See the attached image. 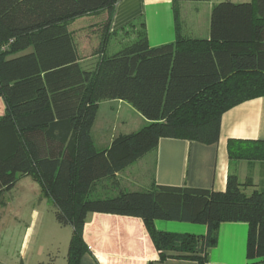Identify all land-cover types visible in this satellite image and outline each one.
<instances>
[{"label": "trees", "instance_id": "1", "mask_svg": "<svg viewBox=\"0 0 264 264\" xmlns=\"http://www.w3.org/2000/svg\"><path fill=\"white\" fill-rule=\"evenodd\" d=\"M120 1L0 0V97L6 104L0 196L19 176H34L53 200L58 222L72 228L67 264H80L88 250L84 227L92 212L140 217L161 259L200 264H208L222 222H246L248 257L264 258V190L251 189L233 172L224 191L155 184L89 197L94 182L129 166L162 138L219 142L224 113L264 96V0L215 4L208 38L185 35L178 11L181 2L208 0H173L176 40L156 47L149 44L144 17L111 31ZM102 12V22L81 21ZM77 21L81 29H71ZM120 31L127 37L133 31L136 39L109 54ZM85 42L91 48H83ZM107 100L130 103L148 124L98 150L92 129ZM229 156L264 160V140L231 139ZM155 220L204 224L208 232H161Z\"/></svg>", "mask_w": 264, "mask_h": 264}, {"label": "crops", "instance_id": "2", "mask_svg": "<svg viewBox=\"0 0 264 264\" xmlns=\"http://www.w3.org/2000/svg\"><path fill=\"white\" fill-rule=\"evenodd\" d=\"M143 17L152 47L176 40L173 0H121L116 6L110 29L112 32L118 31ZM104 19H107V14L102 12L81 21H87L90 26ZM78 22L71 29H81L77 26ZM210 24L211 21L205 28L204 38L210 36ZM91 45L85 42L83 48L89 49ZM116 102L126 106L123 100L103 101L96 120L105 103ZM5 113L6 104L0 97V119ZM92 136L98 150L108 148L117 137L113 136L105 144H99L94 126ZM231 139L264 140V96L247 100L224 113L219 142L205 144L182 137L162 138L156 148L129 166L94 182L89 197H115L122 191L149 190L155 184L224 191L231 172L237 174L242 183H252L251 189L264 190V160L230 158ZM240 144L239 149L246 152L247 143H242L243 146ZM234 161L238 163L236 169H233ZM24 176H19L18 181ZM4 193L0 196V205L6 204ZM154 224L157 230L166 233L197 237L205 236L208 232L204 224L167 220H155ZM248 239V223L222 222L218 229L217 244L208 249V264H264L263 257H248ZM84 240L88 250L81 257L80 264H200L197 260L187 258L161 259V251L157 249L140 217L89 213L84 227Z\"/></svg>", "mask_w": 264, "mask_h": 264}, {"label": "rangeland", "instance_id": "3", "mask_svg": "<svg viewBox=\"0 0 264 264\" xmlns=\"http://www.w3.org/2000/svg\"><path fill=\"white\" fill-rule=\"evenodd\" d=\"M222 1L226 0L181 2L178 11L182 32L204 38L212 8ZM135 39L133 31L129 37L120 31L110 40L108 53H115ZM125 104L103 105L94 125L99 144H105L113 136L139 131L146 126L145 122L148 123L130 103ZM237 167L238 163L234 161L233 169ZM4 197L6 204L0 205V264H67L72 228L58 222L53 200L41 190L34 176L22 177L12 189L5 191Z\"/></svg>", "mask_w": 264, "mask_h": 264}]
</instances>
